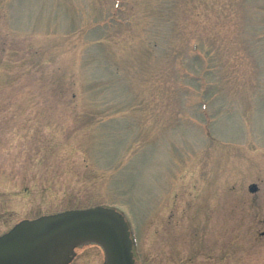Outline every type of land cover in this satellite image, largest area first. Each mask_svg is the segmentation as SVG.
<instances>
[{"label":"rangeland","instance_id":"rangeland-1","mask_svg":"<svg viewBox=\"0 0 264 264\" xmlns=\"http://www.w3.org/2000/svg\"><path fill=\"white\" fill-rule=\"evenodd\" d=\"M96 205L134 264H264V0H0V235Z\"/></svg>","mask_w":264,"mask_h":264},{"label":"water","instance_id":"water-1","mask_svg":"<svg viewBox=\"0 0 264 264\" xmlns=\"http://www.w3.org/2000/svg\"><path fill=\"white\" fill-rule=\"evenodd\" d=\"M88 243L102 248L104 264H134L124 217L104 206L19 221L0 235V264H67L73 248Z\"/></svg>","mask_w":264,"mask_h":264},{"label":"flooded vegetation","instance_id":"flooded-vegetation-1","mask_svg":"<svg viewBox=\"0 0 264 264\" xmlns=\"http://www.w3.org/2000/svg\"><path fill=\"white\" fill-rule=\"evenodd\" d=\"M250 187H251V186L248 187V190H250ZM256 190H257V187L255 186V190H254L253 192H256ZM253 192H252V193H253Z\"/></svg>","mask_w":264,"mask_h":264}]
</instances>
